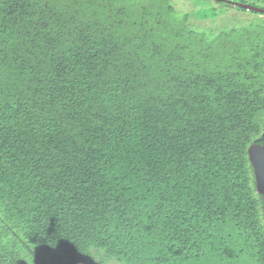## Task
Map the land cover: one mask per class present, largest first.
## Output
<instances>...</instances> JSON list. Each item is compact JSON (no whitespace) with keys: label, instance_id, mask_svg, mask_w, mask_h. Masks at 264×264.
I'll return each instance as SVG.
<instances>
[{"label":"trees","instance_id":"obj_1","mask_svg":"<svg viewBox=\"0 0 264 264\" xmlns=\"http://www.w3.org/2000/svg\"><path fill=\"white\" fill-rule=\"evenodd\" d=\"M190 20L0 0V264H264V20Z\"/></svg>","mask_w":264,"mask_h":264},{"label":"rangeland","instance_id":"obj_2","mask_svg":"<svg viewBox=\"0 0 264 264\" xmlns=\"http://www.w3.org/2000/svg\"><path fill=\"white\" fill-rule=\"evenodd\" d=\"M179 14H190V26L199 33L222 32L230 29H245L256 21L264 20V14L240 10L236 6L218 3L215 0H170ZM216 14L212 19L203 16ZM107 264H119L108 261Z\"/></svg>","mask_w":264,"mask_h":264},{"label":"water","instance_id":"obj_3","mask_svg":"<svg viewBox=\"0 0 264 264\" xmlns=\"http://www.w3.org/2000/svg\"><path fill=\"white\" fill-rule=\"evenodd\" d=\"M216 2L232 4L236 7H241L247 11L256 12L259 14H264V9L251 6L248 4H241L238 2H233L231 0H215ZM248 155L250 162L254 169V175L256 180V187L259 194L264 195V144H254L248 150ZM264 211V207H263Z\"/></svg>","mask_w":264,"mask_h":264}]
</instances>
